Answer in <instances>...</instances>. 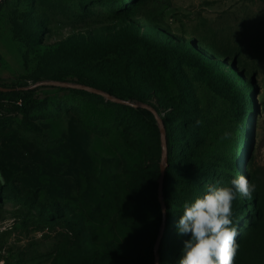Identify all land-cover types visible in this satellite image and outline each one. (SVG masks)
Masks as SVG:
<instances>
[{
  "label": "rangeland",
  "instance_id": "1",
  "mask_svg": "<svg viewBox=\"0 0 264 264\" xmlns=\"http://www.w3.org/2000/svg\"><path fill=\"white\" fill-rule=\"evenodd\" d=\"M0 1V86L73 82L83 55L101 51L107 40L131 29L199 43L210 59L214 56L206 47L239 53L247 70L241 93L248 107L231 153L223 156L228 163L220 161L216 168L193 164L185 177L177 169L163 186L166 213L154 212L148 224L161 239L159 264H178L189 238L178 233L183 204L210 185L225 186L244 175L256 191L252 199L233 203L239 233L234 264H264V176L259 172L264 167V0H135L120 16L111 14L114 1ZM43 92V102L29 113V125L17 109L0 106V167L8 178L0 185V264H152L150 249L140 242L132 249V261L123 252L128 233L119 212L129 202L134 171L121 149L128 131L120 125L94 128V100L86 96L59 100L55 90ZM104 104L97 107L106 113ZM159 176L160 167L157 185Z\"/></svg>",
  "mask_w": 264,
  "mask_h": 264
},
{
  "label": "trees",
  "instance_id": "2",
  "mask_svg": "<svg viewBox=\"0 0 264 264\" xmlns=\"http://www.w3.org/2000/svg\"><path fill=\"white\" fill-rule=\"evenodd\" d=\"M102 1L116 2L117 7L111 13L113 16L129 12L136 4L135 0L125 3L123 0ZM170 6L166 1L165 8ZM152 23L158 24L156 19H152ZM107 42L108 47L79 59L81 66L75 73L77 79L72 83L95 87L121 100H131L134 105L147 104L158 112L165 126L168 150L164 184L177 169L182 172L179 176L185 177L193 164H199L201 168H216L220 161L228 163L229 159L223 156L231 153L242 131L248 107L241 93L247 70L239 63V53L227 51L223 54L206 47L209 49L207 53L214 56L210 59L199 43L193 46L180 43L165 37L160 31L142 35L137 30H125L118 39ZM54 81L66 82L61 79ZM0 87L6 89L0 90V106L17 109L28 125L30 111L43 102V91L51 89L56 91L58 96L55 98L59 100H68L71 95L94 100L93 111L97 113L94 128L103 125L119 129L117 126L120 125L128 131V137L124 138L126 144L121 149L125 161L135 172L128 180L129 202L119 212L127 223L128 236L123 242V252L126 259L132 261L135 255L132 249L140 242L139 245L150 249L149 258L155 264V245L159 237L150 231L148 220L154 212L161 215L166 212L159 200V186L155 183L161 166L162 145L160 128L153 112L146 107L116 102L80 88L58 85ZM149 96L157 101H148ZM103 102L106 113L97 107ZM80 108L82 114L85 107ZM120 112L125 117H119ZM225 132H231L232 138L221 139ZM176 147H179V159L174 164L172 159ZM259 172L264 176V167ZM137 178L142 183L137 185ZM7 179L0 167V185ZM47 210L53 212L52 203L48 204ZM77 212L87 220L82 209Z\"/></svg>",
  "mask_w": 264,
  "mask_h": 264
},
{
  "label": "clouds",
  "instance_id": "3",
  "mask_svg": "<svg viewBox=\"0 0 264 264\" xmlns=\"http://www.w3.org/2000/svg\"><path fill=\"white\" fill-rule=\"evenodd\" d=\"M231 138V132H225L221 137ZM255 191V183L238 175L229 184L210 185L204 194L192 202H185L178 221V233L189 238L183 241L178 264H234L239 233L234 223L233 203L241 197L252 199Z\"/></svg>",
  "mask_w": 264,
  "mask_h": 264
},
{
  "label": "water",
  "instance_id": "4",
  "mask_svg": "<svg viewBox=\"0 0 264 264\" xmlns=\"http://www.w3.org/2000/svg\"><path fill=\"white\" fill-rule=\"evenodd\" d=\"M40 85H58V86H62V87H71V88H80V89H85L87 91H90V92H94V93H97L99 95H102L104 97H106L107 99H110V100H113V101H116V102H120V103H124V104H129L131 106H136V107H146L148 109H150L157 122H158V125H159V128H160V134H161V145H162V162H161V166H160V170H161V175H160V178L158 180V193H159V200L161 202V204L163 205V210H165V203L163 201V186H164V180H165V172H166V167H167V139H166V130H165V126H164V123H163V120L162 118L160 117V115L158 114V112L151 106L147 105V104H133V103H129L127 101H124V100H121L119 98H116V97H113L111 96L110 94L100 90V89H97L95 87H91V86H85V85H80V84H76V83H72V82H62V81H54V80H49V81H41V82H38L32 86H30V88H35L37 86H40ZM0 90H6L5 88L3 87H0ZM165 212V211H164ZM160 237L157 239V242H156V245H155V250L157 251L158 247H159V244H160ZM155 264H159V257L156 253V256H155Z\"/></svg>",
  "mask_w": 264,
  "mask_h": 264
}]
</instances>
